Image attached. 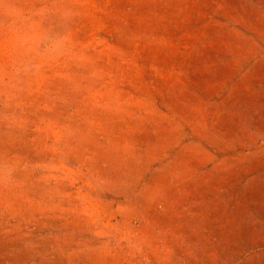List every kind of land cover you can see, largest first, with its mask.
Segmentation results:
<instances>
[{"label": "rangeland", "instance_id": "1", "mask_svg": "<svg viewBox=\"0 0 264 264\" xmlns=\"http://www.w3.org/2000/svg\"><path fill=\"white\" fill-rule=\"evenodd\" d=\"M0 264H264V0H0Z\"/></svg>", "mask_w": 264, "mask_h": 264}]
</instances>
